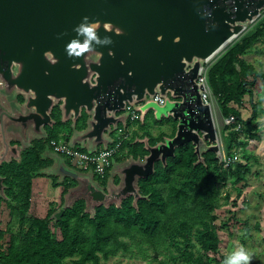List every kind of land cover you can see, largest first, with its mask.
<instances>
[{
  "label": "water",
  "instance_id": "obj_1",
  "mask_svg": "<svg viewBox=\"0 0 264 264\" xmlns=\"http://www.w3.org/2000/svg\"><path fill=\"white\" fill-rule=\"evenodd\" d=\"M263 6L264 0H0V98L8 101L4 107L0 103V162L19 153L6 130L45 137V127L54 123L55 105L72 126L82 112L87 115L85 129L72 133L75 144L86 142L90 151L106 147L110 142L105 131L122 122L124 115L118 113L126 104L142 103L156 92L181 101H145L139 109L151 108L157 120L175 121L174 136L155 146L145 142L148 155L143 160L117 165L120 185H110L107 192L87 176L64 173L81 183L70 197H85L91 206L118 203L128 195L136 198V180L188 142L198 159L203 150L219 158L211 106L201 101L202 86L196 80L224 40L239 36ZM205 10L210 15H203ZM84 16L101 22L99 37H111L110 45L96 47L99 59L95 53L71 58L64 53L75 35L72 29ZM46 51L54 57L44 56ZM62 211L52 217L59 219Z\"/></svg>",
  "mask_w": 264,
  "mask_h": 264
},
{
  "label": "trees",
  "instance_id": "obj_2",
  "mask_svg": "<svg viewBox=\"0 0 264 264\" xmlns=\"http://www.w3.org/2000/svg\"><path fill=\"white\" fill-rule=\"evenodd\" d=\"M262 36L264 19L260 26L234 43L207 71L208 83L222 116L233 117L229 127H225L229 129L225 138L226 152L233 154L235 149H245L244 161L239 160L228 168L223 167L214 151L203 150L198 159L193 144L188 142L176 147L174 155L167 157L164 164L156 161L150 175L136 180L138 197L128 195L118 203L91 206L85 197H70L80 184L72 176L45 173L57 163L46 154L50 150L49 141L68 142L73 131L86 127L80 124L85 113H81L75 126H70L69 120L63 121L59 105H55L51 111L54 123L45 127L46 136L33 139L19 150L18 155H11L0 162V203L5 202L9 216L5 229H0V264H66V260L72 264H99L118 254L146 258L144 253L148 248L159 255L164 254L172 263L219 264L223 261L224 257L219 262L204 259L191 247L197 244L204 252L218 251L219 238L213 212L218 207L221 187L227 182L237 185L251 173L249 160L255 157L247 153L246 148L251 140L259 139L260 132L254 121L260 104L259 101L253 103L254 113L248 119H243L234 106H241L246 96L252 98L257 82L263 85L264 75L244 58ZM19 100L22 101V98L19 97ZM155 120L158 122L154 125L164 124V118ZM137 121L139 119L130 122L127 118L125 128L129 129L130 123ZM139 123V126L143 125V122ZM168 123L164 125L171 128L168 136L171 138L176 126L171 121ZM139 131L132 134L130 131V136L124 140L104 177L93 173V179L98 181L104 192L110 185H120L117 165L143 160L148 155L145 142L155 146L164 139L151 135L143 126ZM76 148L85 151L82 147ZM59 156L71 169L87 171L73 165L67 157ZM40 177L50 178L52 188H61L59 203L50 202L44 218L29 213L32 180ZM225 197L228 198L227 195ZM59 209L63 211L56 220L52 214ZM4 235L8 238L6 244L2 243Z\"/></svg>",
  "mask_w": 264,
  "mask_h": 264
},
{
  "label": "rangeland",
  "instance_id": "obj_3",
  "mask_svg": "<svg viewBox=\"0 0 264 264\" xmlns=\"http://www.w3.org/2000/svg\"><path fill=\"white\" fill-rule=\"evenodd\" d=\"M263 19L264 6L260 9L259 15L255 17L251 23L246 24V28L239 36H235L217 54H215L213 58L203 64L204 69L208 70L232 45H234V43L240 41L245 34L260 26ZM244 58L247 62L253 63L255 69L264 75V36L260 37L253 44V47L246 52ZM258 83L259 82L256 83L254 88L255 90L252 91V98L246 96L241 106H234L239 110L243 119H248L253 115L254 102L259 101L261 106H257L258 110L256 109L257 115L254 121L258 131L260 132L259 139L251 140L246 148L247 153H252L255 157L254 160H249L251 164V173L246 175L245 181H242L237 185L227 182L226 185L221 187V194L218 198V207L213 212L216 216L214 226L219 238V249L216 253H212L202 251L197 244L194 247H191L195 254L198 253L202 255L204 259L216 260L219 262L220 258H225L226 255H228L236 247L244 246L251 254L250 264H264V82L263 85ZM144 99L146 102L152 101L149 96H146ZM165 100H169L173 103L181 101L176 99L170 93L165 95ZM7 102L6 98H0L1 106L4 107ZM211 102L212 116L219 145V155H223L224 153L227 154V141L225 138L229 129H225V127H229L228 124L230 120L222 116L217 100L213 94ZM142 103H133L134 108L139 113V121H137V123H130L129 130L131 131V134L135 131L139 132L143 126L146 130L151 132V135L156 136V138L168 137L171 134V128L164 125L166 124V119L163 120L164 124L159 125V123H157V125H154V123L158 121L155 120L153 109L149 108L146 111L139 109V106ZM21 104L22 103L18 100L17 105L19 106ZM120 114L124 115V119L120 122V127L125 128L127 112L122 111L118 113V115ZM139 122H143V125L139 126ZM69 124L72 126L73 123L70 122ZM80 124L83 125V127L86 126V114L82 115ZM116 127H111L105 131V136L109 142L113 139L112 135H114ZM5 133L6 138L9 139V142L14 143L17 151L28 146L31 141L35 139L34 135L30 132H28L26 137L20 136V134L16 133L12 129H7ZM243 136L244 135L242 134L241 137ZM71 142L74 141L72 140ZM76 147H82L85 151L91 150L90 146L86 142L77 143ZM232 149L234 150V147ZM244 150L242 148L240 150L235 149V151L239 154L240 161H244ZM46 154L54 157L57 162L51 169L49 168L45 170L46 174L50 173L51 175H55V172H57L60 177L62 173L75 172L78 176H87L95 187L100 189L102 188L98 181L93 179V172L91 169L85 172L71 169L65 164L64 159L59 156L60 154L58 155L51 149L48 152L46 151ZM36 182H39L40 184L43 182V186L46 187L45 189H49L51 191H49L50 194L48 193V196L51 197L52 200L58 199V188H52L50 178L42 177V179H39V181L37 180ZM226 195L228 198L225 197ZM43 196H45L44 190L41 193V198ZM48 200L49 198L47 201ZM2 207V210L0 209V228L5 229L6 223L9 219V216L6 214L8 208L5 202H2ZM7 241V235H4L2 243L6 244ZM144 249H146V247ZM144 254L146 258H142L141 256L128 257L118 254L110 257L108 260H102L99 264H163L164 261L166 264H180V261L172 263L164 254L159 255L157 252H153V250L149 248ZM66 264L72 263L70 260H66ZM219 264H223V261H220Z\"/></svg>",
  "mask_w": 264,
  "mask_h": 264
},
{
  "label": "built area",
  "instance_id": "obj_4",
  "mask_svg": "<svg viewBox=\"0 0 264 264\" xmlns=\"http://www.w3.org/2000/svg\"><path fill=\"white\" fill-rule=\"evenodd\" d=\"M207 71L208 70L204 69V67L201 68L196 83L202 86V89L200 90L201 101L210 104L212 103V92L208 83ZM151 99L159 105L165 103V96L158 92H156ZM124 111L127 112V118L130 122L139 119V113L134 108L133 104L127 103ZM228 120L232 122L233 117H229ZM114 132V141L107 144L106 147L100 146L92 151H80L74 144H71L70 141H56L53 139L49 141V147L55 153L67 157L73 165L84 170L91 169L95 175L102 178L111 167L112 161L124 140L128 139L130 136V132L126 128L116 127ZM219 159L224 168H228L230 165H233L240 160L237 152H234L233 154L224 153L223 155H219Z\"/></svg>",
  "mask_w": 264,
  "mask_h": 264
},
{
  "label": "clouds",
  "instance_id": "obj_5",
  "mask_svg": "<svg viewBox=\"0 0 264 264\" xmlns=\"http://www.w3.org/2000/svg\"><path fill=\"white\" fill-rule=\"evenodd\" d=\"M203 15H210V13L205 10ZM100 24L101 22L98 20L89 21L87 16L81 17V22L72 29L75 35L64 45L66 57H80L87 53H95L97 59H99L102 54L95 50L96 47L107 46L112 43L110 36L105 35L103 38L98 36L97 29ZM104 24L114 33L122 34L121 29L114 27L110 22H104ZM43 55L48 58L54 57L51 51H46ZM54 62L55 60H53ZM250 261V252L244 246H238L226 255L223 264H250Z\"/></svg>",
  "mask_w": 264,
  "mask_h": 264
},
{
  "label": "crops",
  "instance_id": "obj_6",
  "mask_svg": "<svg viewBox=\"0 0 264 264\" xmlns=\"http://www.w3.org/2000/svg\"><path fill=\"white\" fill-rule=\"evenodd\" d=\"M17 100H19V97H17ZM129 132H130V130H129ZM140 132L141 131H139V133ZM72 140H73V136L71 135V137L69 139L70 143L74 144V145H77V143L75 144L74 142H71ZM100 146L101 145H99L97 148H99ZM39 179H42V177L35 178V179L32 180L29 213L32 214L33 216H36V217H39V218H44L46 216V214L48 213V210L50 208V206H49L50 202L59 203V197H60L59 195H60V192H61V188L60 187L58 188V199L52 200V198L48 196L51 191L49 189H45L46 187L43 186L44 185L43 182L41 184L39 182L38 183L36 182L37 180L39 181ZM53 189H55V188H53ZM41 190L42 191L44 190V192H45V196H43L42 198H41V193H42ZM48 198H49V200L47 201ZM2 208H3L2 207V203H0V209L2 210ZM6 214L8 215V210H7Z\"/></svg>",
  "mask_w": 264,
  "mask_h": 264
},
{
  "label": "bare ground",
  "instance_id": "obj_7",
  "mask_svg": "<svg viewBox=\"0 0 264 264\" xmlns=\"http://www.w3.org/2000/svg\"><path fill=\"white\" fill-rule=\"evenodd\" d=\"M235 36H231L230 38H227L226 40H224V42L222 43V45L219 47L218 51H220L228 42H230Z\"/></svg>",
  "mask_w": 264,
  "mask_h": 264
},
{
  "label": "flooded vegetation",
  "instance_id": "obj_8",
  "mask_svg": "<svg viewBox=\"0 0 264 264\" xmlns=\"http://www.w3.org/2000/svg\"><path fill=\"white\" fill-rule=\"evenodd\" d=\"M18 97H20V96H18ZM165 101H166V100H165ZM170 121L173 122L172 124H175V126H176V122H175V121H172L171 119H170L169 121H167L166 124H167L168 122H170ZM173 126H174V125H173ZM173 135H174V132H173ZM173 135H172V136H173Z\"/></svg>",
  "mask_w": 264,
  "mask_h": 264
}]
</instances>
